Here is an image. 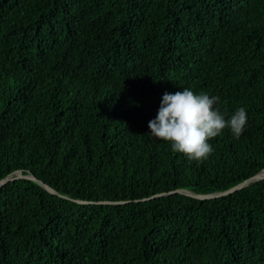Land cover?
I'll return each instance as SVG.
<instances>
[{
	"label": "trees",
	"instance_id": "trees-1",
	"mask_svg": "<svg viewBox=\"0 0 264 264\" xmlns=\"http://www.w3.org/2000/svg\"><path fill=\"white\" fill-rule=\"evenodd\" d=\"M185 87L247 113L200 163L147 136ZM263 169L264 0H0V182L62 195L0 188V264H264V180L154 197Z\"/></svg>",
	"mask_w": 264,
	"mask_h": 264
},
{
	"label": "clouds",
	"instance_id": "clouds-1",
	"mask_svg": "<svg viewBox=\"0 0 264 264\" xmlns=\"http://www.w3.org/2000/svg\"><path fill=\"white\" fill-rule=\"evenodd\" d=\"M219 102V96L195 93L188 87L165 92L156 117L148 123L147 136L169 143L174 153H182L190 161L203 162L214 151L210 140L226 128L239 139L247 126L244 108L237 109L226 119L218 107Z\"/></svg>",
	"mask_w": 264,
	"mask_h": 264
},
{
	"label": "water",
	"instance_id": "water-1",
	"mask_svg": "<svg viewBox=\"0 0 264 264\" xmlns=\"http://www.w3.org/2000/svg\"><path fill=\"white\" fill-rule=\"evenodd\" d=\"M19 179H26V180L33 181V182L39 184L41 187H43L50 194L62 196L55 189H53L51 186L40 181L33 174H31V173L24 174L23 171L14 172L11 176L2 180L0 182V188L3 187L5 184L11 182V181H15V180H19ZM261 180H264V169L262 171H260L259 173H257L255 176L245 180L244 182H242V183H240V184H238V185H236V186L232 187L231 189L224 191V192L213 193V194H196V193H193L192 191H189L186 189H177V190L172 191L170 193H167V194L163 193L160 195H156L154 197H160V196L172 195V194H183V195L190 196V197L200 199V200H209V199H215V198L231 195V194H233L237 191H240V190L248 187L249 185H251L253 183H257ZM74 201L79 203V204H94V202H87V201H82V200H74ZM122 203H124V202H108V201H106V202H98L97 204H122Z\"/></svg>",
	"mask_w": 264,
	"mask_h": 264
}]
</instances>
